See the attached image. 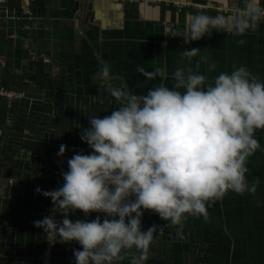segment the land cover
<instances>
[{"label":"crops","instance_id":"obj_1","mask_svg":"<svg viewBox=\"0 0 264 264\" xmlns=\"http://www.w3.org/2000/svg\"><path fill=\"white\" fill-rule=\"evenodd\" d=\"M8 2L0 0V88L25 96L7 100L0 121V264H41L46 236L33 222L50 216L53 205L36 189L55 190V178L68 170L59 160L91 152L77 127H89L86 115L102 118L119 107L96 75L101 62L111 66L112 85L126 84L139 94L161 83L171 88L176 67L195 69L198 57L190 62L179 55L191 48L206 51L216 65L209 71L201 64L200 74L209 81L240 65L264 79L263 24L242 37L213 32L191 44L182 38L191 15H227L238 9V0H27L30 5L21 7ZM137 65L160 68L166 76L147 79ZM256 138L261 147L247 162L255 193L229 192L208 208L207 222L189 217L181 235L165 227L146 264H264V130ZM61 144L68 149L64 157L57 155ZM70 218L86 219L82 212ZM154 224L166 222L144 212L142 230ZM74 250L80 245L57 242L53 264H75ZM120 264H130V257Z\"/></svg>","mask_w":264,"mask_h":264},{"label":"clouds","instance_id":"obj_2","mask_svg":"<svg viewBox=\"0 0 264 264\" xmlns=\"http://www.w3.org/2000/svg\"><path fill=\"white\" fill-rule=\"evenodd\" d=\"M261 21L264 0H242L227 15H191L182 38L191 44L213 32L242 37ZM179 55L190 62L198 57L195 69L176 67L171 88L161 83L146 94L112 85L111 66L101 62L96 75L119 107L102 118L86 115L89 127H77L91 152H76L67 160L61 187L36 189L53 208L34 226L52 245L79 244L75 264H120L129 257L130 264H146L155 236L165 227L181 235L189 217L207 222L208 208L229 192L256 191L247 179V162L261 147L256 132L264 130V79L240 65L209 81L200 74L201 64L209 71L216 65L206 51L191 48ZM136 70L147 79L166 76L160 68L137 65ZM67 150L61 144L57 155L64 157ZM146 211L166 224L142 230ZM77 212L86 219L73 221ZM93 213L96 218L87 219Z\"/></svg>","mask_w":264,"mask_h":264},{"label":"built area","instance_id":"obj_3","mask_svg":"<svg viewBox=\"0 0 264 264\" xmlns=\"http://www.w3.org/2000/svg\"><path fill=\"white\" fill-rule=\"evenodd\" d=\"M178 6H180V4H178ZM211 7H212V4L210 2L204 5L205 9H208ZM218 9L219 11L222 10V8H218ZM172 27L173 25L169 26L168 32H171ZM24 96H25V93L22 91H15V90H8V89L0 88V97L6 99V101L7 100L8 101L21 100ZM67 160H68L67 158H62L61 160H59V166L61 167L64 164V162H67ZM62 184H63V181L60 175L57 178H55V182L53 186L55 189H58L59 187L62 186ZM55 246H56V243L55 245H52L46 239L45 246L41 254V264H53Z\"/></svg>","mask_w":264,"mask_h":264},{"label":"trees","instance_id":"obj_4","mask_svg":"<svg viewBox=\"0 0 264 264\" xmlns=\"http://www.w3.org/2000/svg\"><path fill=\"white\" fill-rule=\"evenodd\" d=\"M219 1V0H216ZM24 4H26V6L30 5V3L28 4L27 0H9V4L12 7H21ZM220 2H223L225 4H227V0H220ZM242 6V0H238V8ZM260 24L264 25V21H261ZM5 110H7V101L6 99L0 97V121L2 119V115H4ZM1 148V145H0ZM157 263V262H156Z\"/></svg>","mask_w":264,"mask_h":264},{"label":"rangeland","instance_id":"obj_5","mask_svg":"<svg viewBox=\"0 0 264 264\" xmlns=\"http://www.w3.org/2000/svg\"><path fill=\"white\" fill-rule=\"evenodd\" d=\"M220 1V0H219Z\"/></svg>","mask_w":264,"mask_h":264}]
</instances>
